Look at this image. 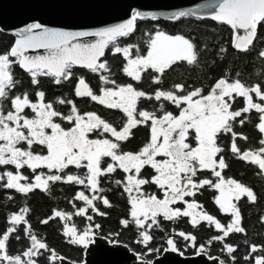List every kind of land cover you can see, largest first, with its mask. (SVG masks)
Returning <instances> with one entry per match:
<instances>
[{
    "label": "snow or ice",
    "instance_id": "obj_1",
    "mask_svg": "<svg viewBox=\"0 0 264 264\" xmlns=\"http://www.w3.org/2000/svg\"><path fill=\"white\" fill-rule=\"evenodd\" d=\"M204 7L208 9V18L230 27L232 46L237 51H249L257 39L258 29L264 27V0H211ZM195 14V10L178 11L168 19L179 21ZM127 15L122 22L95 31H66L46 27L41 22L28 23L15 33L18 39L10 49L0 53V188L27 196L37 189L47 193L51 185L64 183L83 186L93 193L90 197L85 191H78L70 201L74 212L53 209L52 216L41 221L48 224L49 220L59 218L63 221L62 234L67 242L83 250L96 243L97 230L101 229L100 224L92 223L89 209L106 216L95 201L112 206L106 196L99 195L104 191L100 187L101 179L118 169L124 173V179L114 183L122 185L130 205V218L121 219L120 224L124 228L134 225L139 230V243L149 254L161 252L160 248L151 247L154 237L150 230L160 227L158 218L174 221L190 217L193 227L201 222L214 225L221 234L210 237L209 244L225 241L230 233H245L238 203L246 197L248 203L254 204L258 197L251 187L234 178H225L223 172L229 165L225 148L218 141L222 134H230L228 151L231 157L257 166L264 174V86L261 83L248 85L239 79V73L233 79L227 72L211 85L207 94L203 88L189 89L184 84H175L172 90L157 89L153 93H146L133 83L117 84L105 74L111 72L108 61L102 59L106 50H111L113 55L121 54L125 62L122 73L136 83H140L145 74L154 73L151 82L161 84L166 71L174 65L179 62L194 65L199 57L191 38L159 29L145 32L143 51L137 44L121 45V38L134 35L140 22L159 19L156 13L137 8H132ZM84 37L96 39L80 42ZM35 49H44L46 54H27ZM259 56L264 58V49L259 51ZM16 66L30 75L33 86L39 85L40 77L52 78L57 85L67 82L74 77L73 69L77 66L99 74L104 86L98 93L84 77H78L75 96L90 98L109 110H119L126 117L125 122L118 130L95 111L81 113L72 100L57 98L45 102L43 90L35 92V101L27 91L13 95L20 84L14 74ZM237 98H243L244 106L233 110ZM142 100L166 101L175 106L178 115L165 110L163 103L158 106L159 114L139 109ZM57 103L70 105L69 112L57 110L54 106ZM253 110L258 114L255 128L261 137L259 148L241 150L237 139L247 141L248 137L234 131V125L240 118L239 125L243 126L249 118L245 114ZM65 122L68 127L64 126ZM140 126L149 129L148 141L138 151H124L122 143ZM93 134L96 138H90ZM70 167L85 171L71 173L67 171ZM146 169L152 170L150 177L143 175ZM202 172L210 173L212 178L197 179ZM145 185H154L162 198L145 191ZM204 188L218 193L213 198L214 203L222 213L231 216L226 226L206 211H198L202 205L194 197ZM186 197L193 199L189 201ZM8 199L13 197L8 196ZM75 201L83 202L84 206L77 208ZM179 204L185 207L176 206ZM29 213L30 208L25 206L7 218L8 226L0 233V264H39L41 258H45L47 264H64L65 258L34 234L26 219ZM73 216L86 220L82 229L69 223ZM260 221L264 223V215ZM21 225L25 226L23 231L29 244L22 252L10 254V240L13 237L17 241L21 239L18 234ZM178 236L188 242L186 246L196 249L197 255L208 254L205 245H197L195 235L180 231ZM109 243L115 246L120 242L110 239ZM166 245L164 252L185 255L175 238H168ZM221 251H226L235 264L236 247L224 243ZM258 252H264V246L250 245L243 259L264 264V255H254ZM134 254L140 264H154L152 259H143L141 253ZM209 258L215 264H227L220 257Z\"/></svg>",
    "mask_w": 264,
    "mask_h": 264
},
{
    "label": "trees",
    "instance_id": "obj_2",
    "mask_svg": "<svg viewBox=\"0 0 264 264\" xmlns=\"http://www.w3.org/2000/svg\"><path fill=\"white\" fill-rule=\"evenodd\" d=\"M153 29H159L168 34H184L193 40L199 52L198 62L194 65L179 62L172 69L166 71L168 72L166 77H169L174 83L178 81L186 84V79L189 77L188 74L191 73H193L194 80H205L214 77L216 74L224 75L227 72L233 79L239 73V79L248 85L261 83L264 86V58L259 56V51L264 49V27L258 29L257 39L247 52L237 51L232 46V31L229 26L211 19H201L194 16L181 18L179 21L159 18L158 21L140 22L135 34L129 38H121L120 43L121 45L137 44L143 51L146 41L145 32ZM14 41L13 35L0 30V53L9 50ZM222 49H226V51H222ZM109 51L106 50V55ZM110 57L111 62H109L114 77L116 79L126 78L121 71L125 63L121 54ZM14 74L16 79L20 81L14 92L26 91L27 89L34 92L37 87H42L46 89L47 95L51 100L60 96L65 100L73 98L75 75L71 80L60 85H55L52 79L45 77L40 80L38 86L34 87L31 84L28 73L22 71L18 66L15 67ZM143 78L142 84L145 89L149 88L150 91H153L157 87L151 82V76L146 75ZM248 119L252 120V115ZM239 129L241 133L248 137L247 141L240 140L244 149L250 147V143L256 134L258 140L261 138L259 132L257 131L258 133H256L253 126L244 124ZM247 181L253 186L258 200L254 204L248 202L244 204V226L246 232L234 236L233 242L237 246V250L233 253L236 257L235 264H253V261H245L243 259L249 252V246L253 244L264 246V223L260 221V217L264 215V180L261 175H258L254 179L248 177ZM109 183L107 184V196L112 206L103 207L102 210L107 215L99 218L101 229L98 230V234L108 240H118L133 252L141 253L145 260L156 259L163 252V248L167 247L166 240L170 238L169 232L167 229H163V231L153 235L154 239L151 242V247L160 248L161 252L149 254L144 245L139 243L141 240L138 234L139 230L134 225L124 228L120 224L121 219H128V202L119 189L114 188ZM74 189L73 185L56 183L50 186V190L47 193L42 190H35L33 193L24 196L15 193L14 190L0 188V233L8 226L7 218L12 213L19 211L21 207L27 206L30 208V213L26 219L39 239L46 242L50 248L55 249L58 256L75 263L84 262L86 250L67 242L62 234L63 221L56 218L49 220L48 224L41 223L42 220L52 216L53 209L68 212V207L71 206L70 201L73 200ZM8 196H12L13 199L9 200ZM24 227V225L20 226L18 234L21 239L19 241L14 237L10 240L8 249L10 254L22 252L28 246L29 241L25 237ZM117 233L119 235H115ZM258 253L264 255V252ZM223 259L227 264H232L230 258ZM39 264H47V260L41 258ZM132 264H140V261Z\"/></svg>",
    "mask_w": 264,
    "mask_h": 264
},
{
    "label": "flooded vegetation",
    "instance_id": "obj_3",
    "mask_svg": "<svg viewBox=\"0 0 264 264\" xmlns=\"http://www.w3.org/2000/svg\"><path fill=\"white\" fill-rule=\"evenodd\" d=\"M12 35V34H11ZM113 56L112 51L110 50L109 53L107 55H105L104 58L102 59H106L109 63L110 66V62H111V57ZM110 61V62H109ZM20 68V67H19ZM111 68V67H110ZM21 69V68H20ZM22 71H24L23 69H21ZM74 71V75L76 76L74 79V85H73V98H70L69 100H72L75 105L78 107V109L80 110L81 113H85V112H89V111H95L97 112V114H99L102 118H104L105 120H107L108 122L112 123L114 126L117 127L118 130H120V128L122 127L123 123L126 120V117H124V115L119 111V110H109L106 109L104 106L97 104L96 102H92L90 101V98H80V97H76L74 94V88L76 86V84L78 83V77H84L86 82L89 84V86L95 90L97 93L99 92V88L103 87L104 85L99 81V74H93L90 71H88L87 69H84L82 67H75L73 69ZM25 72V71H24ZM106 75L110 76V79H114L117 84H127V83H133L134 86L140 90H144L146 93H153L155 90L157 89H162V90H172L173 86L175 84H184L183 82H178L176 81L174 83V81H172L171 79H169V77H166L168 75V72H166L164 74V76L162 77V83L161 84H155L157 85V87L153 90L150 91L149 88H144V85L142 84L143 82L141 81L140 83H136L134 81H132L130 78L126 77V78H121V79H116L114 77V74L112 72L110 73H105ZM148 75V76H152V75H156L154 73H149V74H145L144 77ZM187 75V74H186ZM189 77L188 79H186V84H184L187 88L192 89V88H203L204 89V94H207V92L209 91L210 87L212 84H214L216 82V80H218L219 78H221L222 74H216L214 75V77L205 79V80H194L193 77V73L188 74ZM28 77H30V75L28 74ZM45 77H40L39 80L43 79ZM31 79V77H30ZM52 79V78H50ZM144 79V78H143ZM142 79V80H143ZM174 80V79H173ZM53 83L54 80L52 79ZM40 83V82H39ZM174 83V84H173ZM55 84V83H54ZM57 85V84H55ZM36 87V86H34ZM31 90V89H30ZM37 90H43L46 93V98H45V102H53L56 99L51 100L46 92L45 88L42 87H37L34 92L29 91L28 89L26 90L29 94H30V98L35 101L36 97H35V92ZM15 91V90H14ZM13 91V95L15 94H21L24 91L21 92H14ZM58 98H62L61 96ZM64 99V98H63ZM254 101H256L255 96L253 97ZM160 103L164 104V108L167 111H172L174 114L178 115V110L175 108L174 105H171L170 103L163 101V102H157V101H148V100H142L139 105L138 108L139 109H147L149 111H157L158 112V106ZM56 107L57 110L67 114L69 112L70 109V105H60V104H55L54 105ZM244 106L243 103V98H237L236 102L233 106V110H237L240 109ZM159 114V112H158ZM248 117L250 115H252V120H249L245 123L246 125H250L254 127V130L257 132L255 125L258 123V114L255 113V111L253 110L250 114H245ZM243 118V117H241ZM239 119L237 120V122L234 125V131H236L237 133H241L239 127H241L239 125ZM65 127H68L67 123H64ZM133 135L132 137L127 141L122 143V149L124 151H138L147 141L149 138V129L147 127L144 126H140L137 129H133L132 130ZM107 135V134H106ZM90 138H96V135L93 134ZM241 139H237V144L238 146L241 148V150H246V149H258L259 148V144H258V137L257 134L253 137L251 143H250V147H246L244 149V147H242L241 145ZM219 143L222 144V146L225 148V158H226V162L228 163L229 167L227 169L224 170L223 175L225 176V178H234L239 182L244 183L246 186L251 187L253 190V186L251 184H249V182L247 181V178L250 177L251 179H254L255 177L257 178L258 175H261L263 180H264V174H261L258 167L255 165H252L250 163H246L244 161H241L239 159L233 158L231 157L230 152L228 151L229 145H230V134H222L220 140L218 141ZM12 170V169H9ZM68 172L71 173H83L85 170L81 169V170H77L74 167H70L68 170ZM153 174L151 169H146L143 173L144 176L146 177H150V175ZM212 178L210 176V173L208 172H202V173H198V177L197 179H201V178ZM124 179V173H122V171H120L119 169L117 170L116 173L111 174L109 177L106 178H102L101 179V185L100 187L104 189L103 193H99V195L102 196H106L108 198V194H107V184H111V186H113L114 188H118L120 193H122L126 199H127V194L123 193V187L121 186H117L114 181L115 180H123ZM215 179V178H213ZM74 186V194L73 197L75 196V194L78 191H85L86 195H89L90 197L93 195V193L89 192L88 190L84 189L83 186H79V185H73ZM145 191H147L148 193H156L158 196H160L162 198V193L159 192L158 189L155 188V186H149V185H145L144 186ZM39 190V189H37ZM218 195V193L215 190H209L208 188H204L201 189L197 195L194 197L195 201L198 202L200 205H202V209H198V211H206L208 214H211L214 218L218 219L222 224H224L225 226L230 222L231 220V216L228 214H224L222 213L218 206L214 203L213 198ZM72 197V199H73ZM109 199V198H108ZM187 200L191 201L193 198L192 197H186ZM128 202V201H127ZM247 203V198L243 197L241 199V201L238 203V207L241 210V215H242V224L241 226H244V204ZM71 206L68 207L69 210L68 212H74L75 209L72 206V203H70ZM75 204L78 207L84 206L83 202L81 201H75ZM95 204L97 206V208L99 209V211L103 212V207L104 205L102 204V201H95ZM179 206L181 208L185 207V205L179 204L176 205ZM129 209H130V205L128 204V218L129 217ZM89 214L93 216V221L92 223H98L99 224V218L102 217L100 215H98L97 213L93 212L91 209H89ZM159 219V223H160V227L159 228H154L151 231L152 235L157 234L159 231H163V229H167V231L169 232V235L171 238H175L177 240L178 246L185 252L184 256H196V249L190 247V246H186L188 245L187 241H184L182 238H180L178 236V233L180 231H184L186 234H192L195 235L197 237V245H205L206 247V252L208 254H206V256H210L213 255L214 257H220L221 259L223 258H229L228 255L225 252H222L221 249L223 247L224 243H227L229 245H232L234 247L237 248V246L235 245V243L233 242L234 240V236L237 234H244V233H230L229 237L225 238V241L223 242H213L211 244L208 243V240L210 237L212 236H216V235H220L221 233H219L217 230H215L214 225L213 226H208L207 222H201L198 226L193 227L190 223V217H179L176 218L174 221H165L162 218H158ZM69 223H75L78 228H83L86 224V220L83 217H78V216H73L72 221H70ZM246 230V229H245ZM97 236H101L98 234V230H97ZM103 238H105L106 240H108L106 237L101 236ZM109 241V240H108ZM121 244V243H119ZM124 245V244H123ZM254 245V244H253ZM237 250V249H236ZM132 251V250H131ZM135 253V252H134ZM166 252H162L161 255H163ZM86 254V251H85ZM160 255V256H161ZM254 255H262L259 253H256ZM139 261V260H137Z\"/></svg>",
    "mask_w": 264,
    "mask_h": 264
},
{
    "label": "water",
    "instance_id": "obj_4",
    "mask_svg": "<svg viewBox=\"0 0 264 264\" xmlns=\"http://www.w3.org/2000/svg\"><path fill=\"white\" fill-rule=\"evenodd\" d=\"M211 0H0V30L12 34L28 23L41 22L49 28L66 31H95L120 23L128 18L132 8L154 12L168 19L178 11L195 10L194 17L208 18L204 6ZM142 6V7H141ZM212 20V19H211ZM95 37L81 38L80 42H93ZM15 42V41H14ZM28 55H45L44 49L29 50ZM64 258V257H63ZM136 256L126 245H113L101 236L85 254L84 262L64 259V264H132ZM154 264H215L206 255L180 256L166 252L153 260Z\"/></svg>",
    "mask_w": 264,
    "mask_h": 264
}]
</instances>
